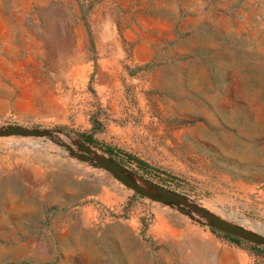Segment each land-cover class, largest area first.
<instances>
[{
  "label": "rangeland",
  "instance_id": "obj_1",
  "mask_svg": "<svg viewBox=\"0 0 264 264\" xmlns=\"http://www.w3.org/2000/svg\"><path fill=\"white\" fill-rule=\"evenodd\" d=\"M11 127L0 264H264V0H0Z\"/></svg>",
  "mask_w": 264,
  "mask_h": 264
},
{
  "label": "water",
  "instance_id": "obj_2",
  "mask_svg": "<svg viewBox=\"0 0 264 264\" xmlns=\"http://www.w3.org/2000/svg\"><path fill=\"white\" fill-rule=\"evenodd\" d=\"M4 135H23V136H48V131H41V130H26L19 127H11L8 130H0V136ZM83 148V145L80 146ZM90 153V152H89ZM97 163H94L95 166H99L101 168L106 169L108 172H110L114 177L120 181L122 184L127 186L128 188L138 192L141 195L147 196L149 193L146 192L145 189L140 187L134 179H132L126 172L125 168L121 166L119 163H116L112 159H109L107 157H96L95 158ZM150 186L155 188V190L159 193L161 197H154L157 200H162L165 203L168 204H179V203H186V199L182 197L181 195H178L176 193L170 192L164 188L158 187L150 182H147ZM195 210H198L201 212V214L208 220L209 225L213 227L214 229H217L219 231H222L224 233H227L229 235L235 236L237 238L243 239L245 241L254 243V244H264V237L256 234L254 232H251L249 230H246L238 225L232 224L230 222H227L210 211L201 208V207H195Z\"/></svg>",
  "mask_w": 264,
  "mask_h": 264
},
{
  "label": "bare ground",
  "instance_id": "obj_3",
  "mask_svg": "<svg viewBox=\"0 0 264 264\" xmlns=\"http://www.w3.org/2000/svg\"><path fill=\"white\" fill-rule=\"evenodd\" d=\"M135 181V180H134ZM137 183H138V185L141 187V186H143V183L141 182V181H136ZM264 226V225H263ZM262 228V227H261Z\"/></svg>",
  "mask_w": 264,
  "mask_h": 264
}]
</instances>
